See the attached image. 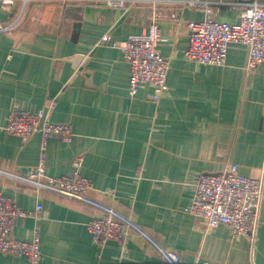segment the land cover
Here are the masks:
<instances>
[{"label":"crops","instance_id":"1","mask_svg":"<svg viewBox=\"0 0 264 264\" xmlns=\"http://www.w3.org/2000/svg\"><path fill=\"white\" fill-rule=\"evenodd\" d=\"M218 20L234 23L247 4L264 0H200ZM22 5L0 4V22ZM175 19L160 21V53L170 60L168 91L153 99L152 84L129 95L130 66L121 51L100 43L105 34L121 42L151 24V6L128 10L102 4L28 3L19 26L0 34V194L25 211L42 205L40 219L17 220L23 241L40 232L41 264H160L139 234L110 240L99 249L87 225L97 207L52 191H35L18 176L33 178L41 156L40 135L24 142L3 130L15 109L36 112L55 99L52 121L70 124L71 143L48 141L46 175L80 172L93 188L87 197L131 219L151 239L180 253L183 264H264V198L254 239H232L221 225L185 212L200 177L229 163L246 177L264 179V63L247 73V48L231 44L225 66L185 58L189 21H203L202 8L160 5ZM0 264H31L0 251Z\"/></svg>","mask_w":264,"mask_h":264},{"label":"built area","instance_id":"2","mask_svg":"<svg viewBox=\"0 0 264 264\" xmlns=\"http://www.w3.org/2000/svg\"><path fill=\"white\" fill-rule=\"evenodd\" d=\"M35 0H0L5 7L20 3L22 8L10 22H0V34L14 31L21 23L29 2ZM69 4H102L120 10H128L135 5L151 6V24L142 34H133L125 40L112 41L109 34L100 39V43L111 44L121 51L123 59L130 66L129 95L134 97L144 84L154 88L153 99L159 101L168 91L167 76L170 60L158 50L163 40L160 21L175 19L173 10L163 13L157 10L161 4L174 7L205 9L207 16L203 21H189L190 43L185 51V58L203 65L225 66L231 44H240L247 48L248 57L245 65L247 73L264 63V4L257 1L247 4L241 11L239 20L234 23L218 20L213 10L200 0H47ZM55 99L48 101L36 112L21 109L13 110L3 130L24 142L33 135L41 138V156L33 178L16 176L30 185L35 191L47 190L65 194L99 209L100 215L89 221L87 228L93 243L99 249L110 240L124 242L128 232L133 231L144 238L160 258V264H183L179 252L163 247L151 239L131 219L112 207L104 206L87 197L93 188L90 179L83 176L80 168L81 156L73 160V172L61 177L46 175V155L48 141L58 138L65 143L73 141L74 133L70 124L52 121ZM264 198V179L246 177L239 174L238 165L229 163L217 174H205L196 184L191 205L186 213L205 222L208 229L225 226L232 239L249 237L254 239L260 225V209ZM42 205L35 211L23 210L14 197L0 194V251L12 257H26L31 264H41L40 232L35 229L29 241L15 238L14 229L18 219L33 217L40 219Z\"/></svg>","mask_w":264,"mask_h":264}]
</instances>
